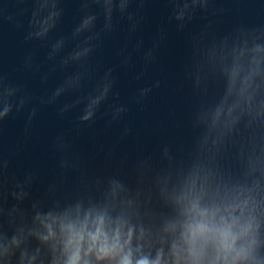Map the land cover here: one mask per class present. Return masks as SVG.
Returning <instances> with one entry per match:
<instances>
[{"label": "clouds", "instance_id": "obj_1", "mask_svg": "<svg viewBox=\"0 0 264 264\" xmlns=\"http://www.w3.org/2000/svg\"><path fill=\"white\" fill-rule=\"evenodd\" d=\"M259 9L264 0L234 11L217 0H107L81 23L103 18L117 64L104 69L106 82L79 110L58 87H45L38 51L47 29L30 21L19 43L36 47L13 62L0 57V186L7 203L0 208V264H264V75L242 103L221 107L237 67L264 73V25L239 19L259 16ZM225 14L237 17L226 28L209 19ZM173 34L184 45L178 87L191 90L190 131L130 154L119 147L132 131L125 117L134 106L143 111L161 87L147 74ZM213 83L220 95L210 94ZM44 113L63 123L47 132L34 162L19 167L40 138ZM121 125L106 145L103 134ZM85 132L118 170L69 181L65 157ZM49 154L55 163L44 180L37 161ZM35 185L40 197L32 195Z\"/></svg>", "mask_w": 264, "mask_h": 264}, {"label": "water", "instance_id": "obj_2", "mask_svg": "<svg viewBox=\"0 0 264 264\" xmlns=\"http://www.w3.org/2000/svg\"><path fill=\"white\" fill-rule=\"evenodd\" d=\"M256 0H217L218 4L226 7L244 6L255 3ZM107 5V0H0V57L6 56L10 62L16 61L26 49L36 47L35 42L21 45L23 35L26 34L29 22L37 29H47L42 38L41 56L43 67L47 74L45 87H58L64 93V99L74 103L76 110L92 104L91 92L100 83L106 82L104 69L115 66L117 61L112 54L114 41L106 35L103 18L82 24L84 17L92 12H99ZM260 15L245 14L241 19L248 26L264 25V9H259ZM59 13V15H56ZM35 14V19H34ZM36 19L40 21L36 24ZM214 24L228 27L237 19L236 16L225 14L209 17ZM15 22L21 26L17 28ZM199 23L194 24L198 27ZM183 41L174 34L167 47L160 53V63L150 66L148 78H159L162 85L154 89L144 102L143 111L134 106L125 120L132 129L129 136L121 142L120 148L131 154L137 146L152 150L161 140L177 141L186 136L190 129L188 116L192 103L191 90L188 85L178 87L182 81L181 63L183 59ZM50 54L51 59H47ZM258 55H264L260 53ZM253 65L247 64L237 67L233 73L234 85L227 92L222 101V109L229 105L242 103L248 94L250 84L259 79L264 73L257 74ZM117 71H120L117 69ZM122 88H127V78H121ZM210 94L220 95V86L210 85ZM50 113L41 117L39 140L29 145L24 155L16 161L17 166L24 167L34 162L37 151L45 147V136L54 127L61 126ZM122 125L105 132L101 139L106 145L119 135ZM90 132H85L84 143H81L71 153L67 154L65 178L69 181H81L90 178L94 173H110L118 169L114 164L116 159L107 161L98 155L89 145ZM15 135H10L13 142ZM55 157L51 154L37 161L42 178L47 180L52 174ZM122 175H126L120 170ZM129 182L133 181L129 178ZM4 188L0 186V208H6ZM32 195L41 196L40 185L32 188ZM47 203V201H45ZM23 206V205H22Z\"/></svg>", "mask_w": 264, "mask_h": 264}]
</instances>
